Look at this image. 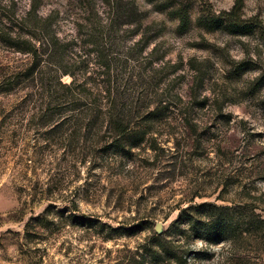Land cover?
<instances>
[{
  "label": "rangeland",
  "instance_id": "rangeland-1",
  "mask_svg": "<svg viewBox=\"0 0 264 264\" xmlns=\"http://www.w3.org/2000/svg\"><path fill=\"white\" fill-rule=\"evenodd\" d=\"M13 1L20 16L32 0ZM38 1L39 15L58 13L66 35L87 17L79 0ZM92 1L101 10L103 2ZM125 1L144 25H158L146 51L159 44L165 80L158 91L170 114L121 157L74 127L45 135L39 106L0 95V264H178L140 256L157 225L182 264H264V0H243V18L259 23L245 34L207 22L236 0ZM178 10L187 11L186 26ZM7 55L0 52V66L20 61ZM202 203L236 207V220L250 229L222 228L224 238L235 237L215 244L170 228L182 209ZM142 222L134 236L114 232Z\"/></svg>",
  "mask_w": 264,
  "mask_h": 264
},
{
  "label": "trees",
  "instance_id": "trees-1",
  "mask_svg": "<svg viewBox=\"0 0 264 264\" xmlns=\"http://www.w3.org/2000/svg\"><path fill=\"white\" fill-rule=\"evenodd\" d=\"M101 1V10H96L92 0H79L87 17L84 22H73L75 33L66 35L58 13L39 15L38 0H32L29 9L20 16L15 1L3 4L0 0V52L6 55L2 59L15 54L20 60L17 64L7 62L0 66V95H15L22 98L23 104L39 106L41 115L36 118L42 127L49 128L45 135L74 127L85 136L90 133L98 136L94 144L99 149L126 157L161 129L170 114L164 92L158 91L165 80L164 67L159 66L164 60L158 55V43L146 51L149 41L158 36L156 32L149 36L158 25H144L132 2ZM242 9L243 0H236L229 11L214 13L207 22L210 27H224L235 34L248 33L259 23L255 17L245 20ZM175 14L180 17L181 26L189 23L186 10ZM244 65L235 66L234 75ZM65 76L71 78L69 83L63 82ZM55 119L61 121L48 126ZM236 209L212 203L189 206L180 211L170 228L186 239L217 244L235 237L231 234L224 238L222 228L237 233L250 227L236 220L233 214ZM73 218L87 228L97 225L103 228L92 218ZM184 224L188 227L180 229ZM146 225L147 222H142L130 228L119 227L114 232L122 230L134 236ZM159 235L156 232L153 242L141 248L140 256L158 263L162 259L184 263L173 242H165Z\"/></svg>",
  "mask_w": 264,
  "mask_h": 264
},
{
  "label": "water",
  "instance_id": "water-1",
  "mask_svg": "<svg viewBox=\"0 0 264 264\" xmlns=\"http://www.w3.org/2000/svg\"><path fill=\"white\" fill-rule=\"evenodd\" d=\"M155 229H156V232L160 233L161 230H160V226L159 225H157Z\"/></svg>",
  "mask_w": 264,
  "mask_h": 264
}]
</instances>
